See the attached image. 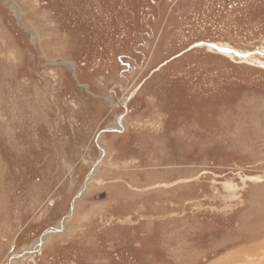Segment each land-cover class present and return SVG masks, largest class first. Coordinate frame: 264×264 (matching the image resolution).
I'll list each match as a JSON object with an SVG mask.
<instances>
[{
    "label": "rangeland",
    "instance_id": "374dc122",
    "mask_svg": "<svg viewBox=\"0 0 264 264\" xmlns=\"http://www.w3.org/2000/svg\"><path fill=\"white\" fill-rule=\"evenodd\" d=\"M263 245L264 0H0V264Z\"/></svg>",
    "mask_w": 264,
    "mask_h": 264
},
{
    "label": "bare ground",
    "instance_id": "6f19581e",
    "mask_svg": "<svg viewBox=\"0 0 264 264\" xmlns=\"http://www.w3.org/2000/svg\"><path fill=\"white\" fill-rule=\"evenodd\" d=\"M221 49V48H220ZM222 52H225V53H229V51H228V49H222ZM119 123H121V121L119 120ZM122 125H123V123H121ZM47 236V235H46ZM46 236H44L43 238H42V240H45L47 237ZM264 246V245H263ZM255 250V249H254ZM254 252V251H253ZM255 252H256V250H255ZM258 252V251H257ZM221 263V262H220ZM221 264H224V263H221Z\"/></svg>",
    "mask_w": 264,
    "mask_h": 264
}]
</instances>
